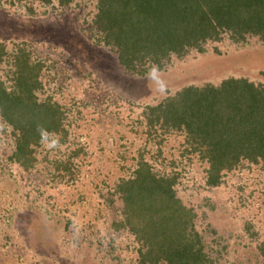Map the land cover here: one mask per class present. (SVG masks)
Segmentation results:
<instances>
[{
  "label": "rangeland",
  "instance_id": "obj_1",
  "mask_svg": "<svg viewBox=\"0 0 264 264\" xmlns=\"http://www.w3.org/2000/svg\"><path fill=\"white\" fill-rule=\"evenodd\" d=\"M98 2L0 0V83L19 88L27 62L33 97L61 114L59 133L44 132L24 168L10 158L18 130L0 113V264H145L117 189L140 162L173 179L201 264H264V164L241 159L209 185L186 130L148 109L231 77L264 86V38L221 31L200 51L160 67L148 55L130 71L104 43Z\"/></svg>",
  "mask_w": 264,
  "mask_h": 264
},
{
  "label": "trees",
  "instance_id": "obj_2",
  "mask_svg": "<svg viewBox=\"0 0 264 264\" xmlns=\"http://www.w3.org/2000/svg\"><path fill=\"white\" fill-rule=\"evenodd\" d=\"M37 1L48 4L51 0ZM97 20L104 43L115 46L119 64L132 71L135 61L148 55L160 67L171 53L181 55L188 48L200 51L201 42L217 38L221 31L234 39L250 33L264 38V0H99ZM29 68L27 62L22 64L18 76L22 84L16 90L7 91L0 83V113L18 130L10 158L24 168L33 165L31 147L43 133H59L61 126L57 106L37 103L33 97L37 69ZM148 109L168 126L186 130L190 146L196 145L193 150H199L209 165V185L216 186L221 172L241 159L264 164L262 85L231 77L218 86L184 88ZM172 183V178L156 175L140 162L134 176L117 186L126 222L144 244L141 260L145 264L159 260L201 264L193 241L196 234L189 230L190 210L175 198Z\"/></svg>",
  "mask_w": 264,
  "mask_h": 264
}]
</instances>
